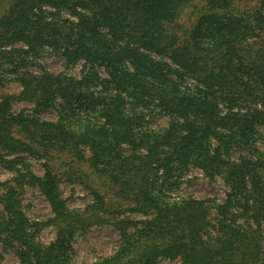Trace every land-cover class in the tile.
<instances>
[{"label": "trees", "instance_id": "16d2710c", "mask_svg": "<svg viewBox=\"0 0 264 264\" xmlns=\"http://www.w3.org/2000/svg\"><path fill=\"white\" fill-rule=\"evenodd\" d=\"M193 1L0 0V88L8 74L33 66L29 58L46 49L68 65L82 61L89 67L80 81L42 69L39 76L18 75L14 80L23 91L1 98L0 165L20 169L14 170V184L0 183V244L14 253L17 264H70L74 233L95 225H110L122 234L135 231L94 264L176 258L181 264H264V156L257 148L264 146L259 132L264 128V0L247 9L239 8L243 0H207L208 10L190 28L174 24ZM63 12L75 19L62 18ZM15 42L26 49L2 50ZM150 53L175 67L153 61ZM99 70L108 79H101ZM187 77L196 83L193 93L181 91ZM97 86L142 107L155 104L157 113L171 114L169 128L143 131L137 118L125 117L116 102L106 104L101 93L91 91ZM59 97L63 102L54 123L10 112L18 101L49 110ZM219 101L238 110L221 116ZM91 115L104 119V125L78 127ZM76 125L78 130L72 129ZM122 144L130 147L128 157ZM81 147L90 149L89 158ZM53 149L88 162L126 206L92 192L90 206L69 210L48 164ZM232 150L246 155L231 160ZM3 153L45 159L42 176L29 172L21 158L4 160ZM190 168L209 180L222 179L229 189L222 204L168 200L166 192L176 190ZM24 182L38 189L50 207L45 224L55 228L56 239L49 246L36 241L35 231L27 232L30 223L15 188ZM126 213L151 218L134 222Z\"/></svg>", "mask_w": 264, "mask_h": 264}, {"label": "rangeland", "instance_id": "374dc122", "mask_svg": "<svg viewBox=\"0 0 264 264\" xmlns=\"http://www.w3.org/2000/svg\"><path fill=\"white\" fill-rule=\"evenodd\" d=\"M257 2L258 0H243L239 4V8L247 9L256 6ZM42 9L52 12L47 6H43ZM207 10V0H194L191 4L185 6L178 12L174 18V24L188 29L195 23L200 14ZM60 15L64 19H70L72 21L75 19L66 12ZM22 48L26 49V46H24L22 42H15L12 44L10 43L2 48V50L8 51ZM148 56L153 61L175 67L167 59H161L151 53L148 54ZM29 61L32 62L33 66L22 68L18 74H8L7 77L9 81L5 86L0 88V102L3 96H16L23 91L22 86L14 80L18 75L32 74L33 76H39L42 74V69L53 75H62L65 78L80 81L82 76L89 69L82 61L74 65H68L63 57L51 52L49 49L42 51L35 57H30ZM129 70L131 71V69ZM98 74L101 79H108L104 70H99ZM195 85L196 83L194 80L188 77L184 78V81L181 83V91L193 93ZM91 91L101 93L103 96L102 100L106 102V104L116 102L125 117L137 118L138 126L141 127L143 131L162 133L169 128L172 122L171 114H166L164 112L160 114L157 113L160 109H158L155 104L149 103L146 107H142L137 105L131 97L125 96L122 93L117 94L115 90L104 91L100 86L92 87ZM62 102L63 101L59 97L54 100L52 109L39 111L36 110L34 101H18L11 104L10 112L13 115L19 113L33 115L41 121L54 123L60 117L58 111L60 110ZM217 108L221 116L238 110L229 107L228 104L222 101H219ZM81 120L78 127H88L90 129L91 127H102L104 125V119H95L93 115L83 117ZM72 129L78 130L77 125L74 128L72 127ZM259 132L264 134V128H261ZM215 145L216 142L211 140L210 148H215ZM121 148L124 150V157H128L130 147L126 144H122ZM257 148L261 155L264 156V146L257 144ZM81 150L84 152L86 158L91 156V151L88 147H81ZM141 153V155L146 154L144 150H142ZM231 155V160H237L239 156H245L246 153L232 150ZM15 158H21V161H24V163L28 165V171L33 175L42 176L45 159L35 160L24 154L4 155V160L6 161H11ZM47 160L53 172L60 180L58 186L60 197L66 202V206L69 210L81 211L87 206H90L93 202L92 192L99 193L107 202H117L122 206H126L122 199L114 195L113 185L97 173L88 162L80 160L72 154L58 152L54 149L48 153ZM18 169H20V166H16L14 170ZM14 170L7 169L3 165H0V183L5 184L8 182L11 183V185L14 184L12 183V180L16 177ZM22 172L24 173L25 171L22 170ZM161 173L162 171L157 174L160 175ZM261 174L264 181V168H262ZM158 175L156 178H159ZM15 188L18 199L24 208L25 216L30 223L27 232L32 233L35 231L36 241H39L43 246H49L56 239V231L52 225L45 224L46 220L51 217L50 207L46 199L41 195L38 189L27 185L26 182L21 185H15ZM169 190L171 191L166 192V194L170 202H175L185 197L194 200H214L220 204L225 201V194L229 191L220 177L216 176L213 181L209 180L204 176L201 170L196 168H190L189 171L179 179L176 190ZM2 209L3 206L0 204V212ZM123 216L128 217L129 220L134 222H142L151 218V216H146L141 213H126ZM136 228H141V225H138V227L136 226ZM134 231L135 229H128L122 234L110 225H95L85 231H76L69 244L70 264H94L103 258L111 256L121 245L124 237L133 234ZM17 263L18 261L14 253L12 251H3L0 244V264ZM157 264H181V260L179 258L173 260L162 259Z\"/></svg>", "mask_w": 264, "mask_h": 264}]
</instances>
